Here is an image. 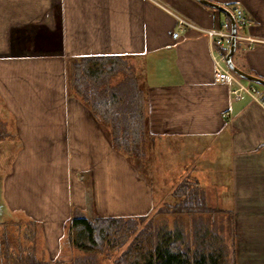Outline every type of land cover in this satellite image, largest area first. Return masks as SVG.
Returning a JSON list of instances; mask_svg holds the SVG:
<instances>
[{
	"label": "crops",
	"instance_id": "obj_1",
	"mask_svg": "<svg viewBox=\"0 0 264 264\" xmlns=\"http://www.w3.org/2000/svg\"><path fill=\"white\" fill-rule=\"evenodd\" d=\"M208 1L233 15L242 10L247 24L237 33L253 42L236 40L233 62L264 80V0ZM176 15L207 30L228 18L196 0H0V101L18 142L6 200L28 212L27 204L39 205L41 218L55 211L44 218L63 228L76 206L87 209L93 179L98 209L105 198L117 213L102 217L152 211L153 187L71 88L74 62L122 58L143 92L148 137L181 148L206 144L194 154L199 162L209 149L218 157L209 168H228L236 264H264V104L247 94L235 100L216 82V47L196 30L174 38Z\"/></svg>",
	"mask_w": 264,
	"mask_h": 264
},
{
	"label": "trees",
	"instance_id": "obj_2",
	"mask_svg": "<svg viewBox=\"0 0 264 264\" xmlns=\"http://www.w3.org/2000/svg\"><path fill=\"white\" fill-rule=\"evenodd\" d=\"M70 73L73 92L108 128L112 146L129 157L145 156L146 103L128 63L115 57L84 58L73 63ZM172 197L174 203L160 208L147 223L148 215L73 217L67 235L71 247L87 255L81 264H94L95 255L119 249L131 238L115 264H235L226 230L218 227L215 217L223 212L210 207L200 183L183 180ZM162 217H172L173 223ZM12 264L49 263L31 255Z\"/></svg>",
	"mask_w": 264,
	"mask_h": 264
},
{
	"label": "rangeland",
	"instance_id": "obj_3",
	"mask_svg": "<svg viewBox=\"0 0 264 264\" xmlns=\"http://www.w3.org/2000/svg\"><path fill=\"white\" fill-rule=\"evenodd\" d=\"M34 35L35 32H32L29 36L32 43L40 39L37 40ZM31 46L33 48V45H27L28 48ZM39 47L42 48L41 45ZM46 47L47 45L43 43V48ZM122 78L120 76L118 79L121 80ZM258 89L263 90L264 87L258 85ZM6 112V108L0 101V264H12L21 258L25 260L31 255L49 264H81L87 255L71 247L67 235L68 221L73 217L95 218L114 216L117 213L109 211L107 207L111 205L105 198L101 203V209L105 210V213L98 209L99 202L95 194L96 190L94 187L88 186L89 184L93 185V179L86 186L85 204L87 209H82V204L76 206L70 219L64 223L63 228L59 227L58 223L44 218L54 215L55 211H52L51 214L43 213L45 216L41 218V211L36 207L39 205L27 204V208L31 209L30 213L21 207L23 205L18 200L10 204L5 196V182L9 174L13 173L12 165L16 159L18 142L15 137V126L11 125L12 119ZM165 143L166 141H157L148 137L143 144L145 145V156L133 158L124 155L139 170V175L146 178L154 189V205H152L153 209L148 214L149 218L146 223L151 218L153 219L160 208L166 204L174 203L172 194L183 180H196L205 189L210 207L223 212V214H218L215 217L218 227L226 230L225 237L229 254L233 256L232 260L236 264L234 241L236 220L231 209L232 204L230 203L232 202H230L231 200L228 202L227 197L228 190H230L228 168L224 165L209 168L211 165L210 157L218 158L215 152V156H212L209 149L205 155H202L201 163L199 162L197 158H200V154L198 156L194 154L201 152L198 149L206 148V144L187 142L192 144L188 148H181L178 145ZM208 168L209 170H207ZM80 176L82 177V173H79V177H77L79 180L82 179ZM30 198L34 199L35 197L32 195ZM161 220L173 223L172 217H162ZM132 240L133 238L119 249L95 255L92 258L94 264H115Z\"/></svg>",
	"mask_w": 264,
	"mask_h": 264
},
{
	"label": "built area",
	"instance_id": "obj_4",
	"mask_svg": "<svg viewBox=\"0 0 264 264\" xmlns=\"http://www.w3.org/2000/svg\"><path fill=\"white\" fill-rule=\"evenodd\" d=\"M154 1V0H152ZM241 9H236L233 15L236 20L237 27H245L247 21L243 16ZM178 22L177 30L173 33L174 38H178L183 32L187 30H196L205 34L210 42L216 47V51L213 54L214 65V79L218 84L226 85L230 87V93L232 97L236 99H241L244 94L251 96L254 100L264 104V94L260 92L258 86L254 83L245 84L241 78L229 69L227 66V55L231 48V41L233 38L231 23L229 21L223 23L220 27L216 29H205L202 28L191 21L182 18L180 16H175ZM236 39L238 41L253 42L251 38L244 35L236 34Z\"/></svg>",
	"mask_w": 264,
	"mask_h": 264
},
{
	"label": "water",
	"instance_id": "obj_5",
	"mask_svg": "<svg viewBox=\"0 0 264 264\" xmlns=\"http://www.w3.org/2000/svg\"><path fill=\"white\" fill-rule=\"evenodd\" d=\"M196 1L201 3V5H205L207 7L220 11L221 13L225 14L230 19L231 27H232L230 29H232L233 38L231 41L230 51L227 55V66L229 67V69L234 73V75L236 74L239 78L264 87L263 79L257 78L253 75L246 73L245 71L241 70L239 67L235 66L233 62V56H234V52H236V45H237V41H236L237 39L235 37L237 34V29H236L237 25H236L235 17L232 16L233 14L228 9L220 6V4L218 5L208 0L207 1L206 0H196Z\"/></svg>",
	"mask_w": 264,
	"mask_h": 264
}]
</instances>
